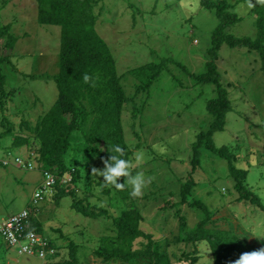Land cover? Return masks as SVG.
<instances>
[{"label":"rangeland","instance_id":"1","mask_svg":"<svg viewBox=\"0 0 264 264\" xmlns=\"http://www.w3.org/2000/svg\"><path fill=\"white\" fill-rule=\"evenodd\" d=\"M256 1L228 0L233 4L230 10L242 18L229 33L256 35V15L251 11ZM38 2L0 0V23H10V34L17 37L12 48L6 46L8 37L0 39V58H5L0 64V132L5 130L1 124L4 116L18 127L24 118L35 121L58 97L54 75L60 69L61 28L39 22ZM95 10L99 15L96 29L111 48L128 99L122 107V126L133 153L129 172L130 177H143L141 194L133 196L135 209L143 214L144 225L156 242L167 252L191 251L192 244L171 239L182 235L179 217L175 216L177 207L168 210L159 207L167 200H180L182 181L193 179L195 186L188 198L202 200L215 211L211 227L215 225L247 235L251 243L264 248V211L250 202L236 201L238 193L228 161L200 145V165L191 173L194 142L201 131L209 129L213 118L207 104L216 96L215 86L199 83L194 74L206 71L207 52L219 23L215 10L201 7L200 0H100ZM164 58H171L173 62L166 63L152 84L143 88L142 71L139 74L134 70L148 63H160ZM217 64L221 81L229 90L232 108L227 113L225 129L216 131L213 140L217 147L227 145L238 155L236 165L248 168V185L264 203L261 57L257 51L224 44ZM10 140H0V156L4 147L11 144ZM15 153L29 155L26 148ZM89 153L86 147L82 153L71 149L75 159L72 166L87 163L85 154ZM28 158L33 161V169L16 164L0 167V222L27 209L33 193L43 185L42 168L33 156ZM82 169L94 180H104L93 172V169H101L95 157ZM130 177L124 181L131 193ZM94 187L90 190L87 181H83L78 189L79 198L100 204L108 210V216L86 217L72 208L70 197L57 203L52 195L39 202L35 217L43 231L56 241L60 257L69 256L72 241L81 263H102V259L94 257V251L104 235L114 234L113 217L120 216L127 205L115 190L107 196L98 185ZM100 195L103 199H99ZM179 209L189 230L205 215L201 209L190 205ZM200 251V258L210 264L209 246L203 244ZM34 258L19 254L18 247H9L0 234V264H45ZM150 261V258H138L133 264H151Z\"/></svg>","mask_w":264,"mask_h":264},{"label":"trees","instance_id":"2","mask_svg":"<svg viewBox=\"0 0 264 264\" xmlns=\"http://www.w3.org/2000/svg\"><path fill=\"white\" fill-rule=\"evenodd\" d=\"M99 1L39 0V22L58 25L61 28L60 69L54 75L58 97L53 106L39 115L35 121L24 118L17 127L14 122H9L6 116L3 117L1 124L5 130L0 132V140L10 138L11 144L4 147L2 158L11 159L13 156L24 158L26 157L24 153L14 154V151L21 153L26 148L28 157L33 156L42 171H52L58 179L66 174L71 175V182L60 184L58 181L51 195L57 203H61L63 198L70 197L72 208L86 217L95 219L102 215L108 216V210L98 203L79 198L78 189L83 181H87L90 190H93L96 184L103 195L109 196L111 190H115L125 199L127 209L120 216L113 217L114 234L104 235L101 244L94 251V257L102 259L100 264H133L138 258H150L151 264H200L201 261L209 264L208 260L200 258L202 254L200 247L203 244L208 245L212 252L210 264H234L241 254L260 250L256 244L249 241L247 235L221 229L215 225L211 227V224H214L212 216L215 211H212L202 200L188 198L193 192L195 181L187 179L185 182L182 181L180 200L172 202L167 200L159 209L168 210L177 207L175 216L179 217L182 235L178 234L171 239L178 243L192 244V249L189 252L164 251L148 227L144 225L143 214L135 209L134 197L125 185V177L119 178V182L124 183V188L118 190L104 180L98 178L94 180L88 171L84 173L82 167L88 165L92 156L100 162L101 170L104 168V161L111 155L119 156V153L114 152L116 146L123 151L121 158L129 162L133 154L128 148L122 126V107L128 99L111 48L96 29L99 15L95 9ZM200 4L203 8L215 10L219 23L213 31L207 52L209 59L205 64L206 71L198 75L194 74V77L199 83L214 85L216 96L207 104V109L213 117L209 129L201 131L193 145L191 173L200 165L198 147L204 145L228 161L229 173L238 193L236 201L250 202L264 211V203L260 196L248 185V168L238 167L236 165L238 155L227 145L217 147L213 140L216 131L225 129L227 113L232 108L229 90L221 81L217 64L219 51L224 44L257 51L264 69V3L257 0L252 5L251 11L256 15L254 37L229 33L228 30L242 18L235 11L230 10L233 4L228 0H200ZM11 26L10 23L5 25L0 23V39L8 37L6 42L8 48H12L17 41V37L10 34ZM4 60L5 58H0V64ZM169 62H173V59L164 58L160 63H148L134 70L139 74L142 71L141 86L149 87ZM85 147L86 151L90 152L85 154L87 155L85 158H88L87 163H78L79 165L74 168L72 165L75 159L71 149L82 153ZM28 157L25 159L30 160ZM30 161L33 163L32 160ZM0 167L7 166L0 164ZM99 199H103V196L100 195ZM185 205L199 208L205 214L192 230H189L185 216L180 214L179 208ZM13 215L15 214L3 219ZM34 223L39 232H42L41 222L34 218ZM23 240L25 244L28 243L26 238ZM55 242L54 239L48 241L49 246H46V249L56 250L50 254L46 264H84L80 262L74 242L70 241L71 250L67 257H60L61 253L59 254ZM8 246L18 247L19 254L29 256L20 252V246L10 244ZM41 249L42 247L35 248V254Z\"/></svg>","mask_w":264,"mask_h":264},{"label":"built area","instance_id":"3","mask_svg":"<svg viewBox=\"0 0 264 264\" xmlns=\"http://www.w3.org/2000/svg\"><path fill=\"white\" fill-rule=\"evenodd\" d=\"M0 164L8 166L16 164L24 169H33L34 164L27 159L20 156H13V158H2L0 156ZM44 181L41 188L36 192V200L42 199L44 195L53 190L54 185L59 181L60 184H67L71 182V175H64L58 179L57 175L52 171L45 170L43 173ZM0 233L6 238V241L11 246H20V252L29 255H37L43 260H49L50 254L54 253L56 249H46L48 240L31 227V213L24 210L0 222ZM23 238H26L28 243H24ZM42 247L38 254H35V248Z\"/></svg>","mask_w":264,"mask_h":264},{"label":"clouds","instance_id":"4","mask_svg":"<svg viewBox=\"0 0 264 264\" xmlns=\"http://www.w3.org/2000/svg\"><path fill=\"white\" fill-rule=\"evenodd\" d=\"M259 2L264 3V0H259ZM85 79L87 80V77H85ZM114 152L119 153L120 155L119 156L111 155L109 159L104 161V168L102 170L93 169V172H95L98 175L103 176L105 183L109 185H113L118 190H123L124 183L119 182V178L122 176L125 178L130 177V172H129L130 162L126 159L121 158L123 156V151L119 146H116L114 148ZM42 173H44V171H42ZM43 181H44V177H43ZM129 183L132 186V191L130 194L132 196H139L141 194V188L143 187L142 175L131 176L129 179ZM37 191L38 190H35V192L33 193V196L31 199V202H32L31 206H29L27 209H24V210H27L31 213L32 229H34L36 232L43 235L48 241H50V239L52 238L49 236V234L43 231V227H42V232H39V230L35 226L36 224L34 223V218L37 219L35 216L37 215V209L39 208L38 206H40L39 202L46 200V198L49 199V196L50 197L52 196L51 194L53 190L51 192L46 193L43 199L36 200L35 194ZM29 256L36 257L34 258L35 260L44 261L45 264L49 261V260H43L39 258L37 255H29ZM234 264H264V248H261L260 250H257V251L245 252L241 254L240 257L234 262Z\"/></svg>","mask_w":264,"mask_h":264}]
</instances>
